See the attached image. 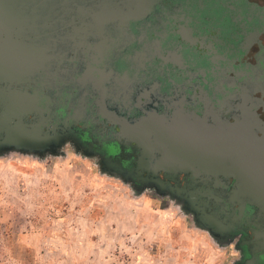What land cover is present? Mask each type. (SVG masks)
Wrapping results in <instances>:
<instances>
[{
  "label": "flooded vegetation",
  "instance_id": "flooded-vegetation-1",
  "mask_svg": "<svg viewBox=\"0 0 264 264\" xmlns=\"http://www.w3.org/2000/svg\"><path fill=\"white\" fill-rule=\"evenodd\" d=\"M0 70V155L69 148L264 263V0H0Z\"/></svg>",
  "mask_w": 264,
  "mask_h": 264
},
{
  "label": "rangeland",
  "instance_id": "rangeland-1",
  "mask_svg": "<svg viewBox=\"0 0 264 264\" xmlns=\"http://www.w3.org/2000/svg\"><path fill=\"white\" fill-rule=\"evenodd\" d=\"M167 199L69 148L0 155V264H235Z\"/></svg>",
  "mask_w": 264,
  "mask_h": 264
},
{
  "label": "water",
  "instance_id": "water-1",
  "mask_svg": "<svg viewBox=\"0 0 264 264\" xmlns=\"http://www.w3.org/2000/svg\"><path fill=\"white\" fill-rule=\"evenodd\" d=\"M21 73V71H19ZM13 72H7L5 70H0V79H8L9 77H11V74ZM18 73V72H17ZM16 73V76H17ZM20 92H18V90L16 89H10L9 86H0V140L2 139V141H0L1 143H5L7 140V133H5V136L3 137L1 134V131L3 128H5V124L8 123V116L9 113L13 116H11V118H14L15 116L18 119H21V116L18 113H15L16 111L20 112L22 110V103L20 100H16L15 97H18V95ZM8 97V98H7ZM1 98H7L6 100H2ZM21 98V97H20ZM15 115V116H14ZM6 130V129H5ZM128 133L125 131L119 132L118 135H116L115 138V142L117 144L120 145L121 143V138H124L126 141H130L132 142L134 140V136L127 135ZM132 134V133H131ZM249 133L245 132V130H242L240 132H235V145H240L239 149L235 150V153H237V155H239V159H248L247 156V150L246 148H244L242 145H248L250 143V137L247 136ZM127 135V136H126ZM120 150L122 149V145L119 146ZM133 149V147H132ZM119 156V155H117ZM117 158V157H116ZM104 161H106L107 163H117L119 164V160H115L113 158L109 156H106ZM264 264V263H263Z\"/></svg>",
  "mask_w": 264,
  "mask_h": 264
}]
</instances>
